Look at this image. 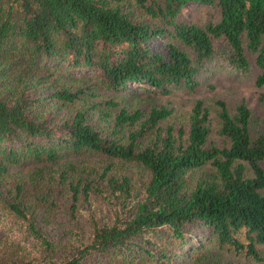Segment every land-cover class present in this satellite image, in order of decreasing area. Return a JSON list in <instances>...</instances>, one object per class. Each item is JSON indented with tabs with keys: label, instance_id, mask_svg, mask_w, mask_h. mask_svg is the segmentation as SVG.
<instances>
[{
	"label": "trees",
	"instance_id": "16d2710c",
	"mask_svg": "<svg viewBox=\"0 0 264 264\" xmlns=\"http://www.w3.org/2000/svg\"><path fill=\"white\" fill-rule=\"evenodd\" d=\"M192 2L213 6L218 19L180 21ZM249 55L262 86L264 0H0V264H174L187 256L194 234L206 240L199 245L215 240L261 260L264 134L250 136L244 103L231 115L217 101L222 147L207 145L209 111L201 100L187 133L174 135L169 127L165 137L139 147L137 140L171 109L152 108L123 140L120 128L138 122L139 111L120 109L105 132L99 118L106 113L98 107L116 103L93 101L98 85L117 91L137 83L163 95L179 86L194 90L211 67L246 72ZM84 154L137 163L146 177L138 183L127 174L107 175L104 167L103 189L84 181L70 160L54 168ZM28 165L30 173L21 175ZM56 174L72 211L91 192L108 202L86 233L61 238L39 227L37 212L48 199L38 180Z\"/></svg>",
	"mask_w": 264,
	"mask_h": 264
},
{
	"label": "rangeland",
	"instance_id": "374dc122",
	"mask_svg": "<svg viewBox=\"0 0 264 264\" xmlns=\"http://www.w3.org/2000/svg\"><path fill=\"white\" fill-rule=\"evenodd\" d=\"M218 16V10L213 6L192 2L183 7L178 19L204 25L209 21L217 20ZM249 56L251 63L244 73L225 67H211L201 74L199 77L200 84L194 90L179 86L173 88L168 95L157 93L149 88L141 89L137 83L129 84L128 88L117 91H109L98 85L94 90L93 101L100 103L112 99L116 105L98 107L102 110L103 115L106 113L104 115L106 120L99 118L103 116L97 115V123L99 124L100 120V123L104 125L102 126L104 131L107 132L109 130L107 127L112 128L115 115L120 109L126 108L129 112L139 111L140 120L138 122L134 125L124 124L120 128L119 136L126 140L131 131L138 130L139 124L152 108L164 106L171 109L167 118L159 121L154 129L137 140L138 146L143 147L157 137H165L169 127L174 135H177L181 129L187 133L192 108L197 100H201L209 111L210 133L207 138V145L222 147L227 143L226 138L218 133L221 124L217 101H222L231 115L236 113L235 109L239 104L244 103L250 111L248 125L250 136L256 137L259 134H264V100L261 98L264 95V85H256L255 81L261 70L255 65L254 57ZM73 74L77 79L82 78L78 77V71L73 72ZM85 82L92 83V80L87 78ZM94 82L96 81L94 80ZM78 105L79 103L63 106L60 113L65 114L73 111ZM52 106V104L48 105V107ZM68 160L80 168L81 172L79 170V173L83 176L84 181L97 184L103 189L106 188L105 178H102L100 174L103 173L104 167L106 169L108 167L107 175L119 177L122 174H127L138 183L146 177V170L137 163L109 159L103 155L95 154L65 157L58 161L54 168H59ZM109 163L111 166H107ZM31 170L30 165L24 166L21 169V175L26 176ZM58 176L56 174L55 179L44 180L43 182L41 179L38 180L40 186L46 188L45 195L48 199L47 204L37 212L39 215L36 218L38 225L43 232L49 235L58 234L61 238L69 237V232L76 229L86 233L90 227V218L95 217L99 220L109 210L108 202L102 194L91 192L87 199L81 197L72 211L70 193L66 189V183H61ZM38 185L27 184L26 182L29 191L36 192L39 188ZM51 208L53 210L49 212ZM43 213L48 215V218L44 219L46 216ZM2 215L4 216V213L0 209V217ZM199 241L206 240L198 234H194L193 246L184 252V255L187 256L185 258L176 257L173 260L174 264H264V246L260 247L261 260L255 261L245 255L244 252L237 253L227 246H220L215 240L205 242L203 245H199Z\"/></svg>",
	"mask_w": 264,
	"mask_h": 264
}]
</instances>
